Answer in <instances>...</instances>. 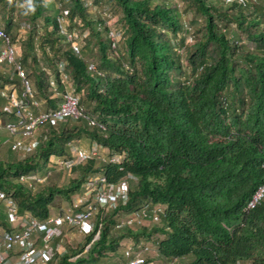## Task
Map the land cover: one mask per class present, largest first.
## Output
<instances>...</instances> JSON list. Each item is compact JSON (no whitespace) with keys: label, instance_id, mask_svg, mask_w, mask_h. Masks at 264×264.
Instances as JSON below:
<instances>
[{"label":"trees","instance_id":"16d2710c","mask_svg":"<svg viewBox=\"0 0 264 264\" xmlns=\"http://www.w3.org/2000/svg\"><path fill=\"white\" fill-rule=\"evenodd\" d=\"M13 1L0 0V9L6 20L3 30L16 43L8 32ZM187 1L203 17L204 33L185 46V60L173 40L183 24L170 0H31L27 6L30 22L39 17L50 22L40 34L27 32L21 42L19 61L36 87L34 99L40 106L36 97L43 98L45 110L58 106L54 97L63 96V86L58 81L62 91L51 89L47 76L58 78L59 61L64 60L76 91L82 92L78 119L89 127L47 124L32 152L14 162L0 160V189L14 198L21 213L44 219L57 195L72 201L95 174L106 175L111 183L135 179L127 203L101 209L84 242L69 248L57 264L95 261L117 252L126 239L146 241L170 264L187 256V264H264V198L246 208L264 182V5L260 0ZM51 4L59 5L54 18L46 12ZM59 12L69 28L78 30L80 20L88 32L79 55L69 46L62 49ZM112 13L119 27L106 21ZM220 23L235 24L254 46L242 44L239 32L231 38L227 25ZM90 39L98 46V64L82 54ZM119 42L123 52H118ZM89 63L100 73L89 71ZM13 81L19 84L14 73L1 72L2 83ZM39 106L35 113L44 111ZM0 113L6 121L15 116L5 109ZM82 135L108 148L109 154H120L121 162L87 159L71 168L79 174L64 185L36 189V184L28 187L19 181L52 155L70 157V141ZM145 203L164 206L160 226L114 227L119 210ZM99 225V238L93 239Z\"/></svg>","mask_w":264,"mask_h":264},{"label":"built area","instance_id":"2783aa9c","mask_svg":"<svg viewBox=\"0 0 264 264\" xmlns=\"http://www.w3.org/2000/svg\"><path fill=\"white\" fill-rule=\"evenodd\" d=\"M244 2V0H238ZM59 33L64 43L75 54L81 53L83 35H87L82 29L83 23L78 20V30L68 27V19L59 12ZM109 35L115 46L116 32L111 27ZM18 48L12 42L11 37L0 27V63L4 62L11 68L18 78V83L8 82L0 85V96L6 100L5 110L14 113L13 119L5 123L6 130L11 140V149L27 150L37 147L41 139L37 137V131L46 130L47 124L63 122L67 119L76 120L80 117L79 101L81 94L76 91L66 69V62L59 61L58 78L48 77L51 89H58L59 83L63 86V96L58 106L35 113L33 108L39 106L34 99L35 91L27 77L26 70L17 59ZM89 71L97 70L95 64L89 63ZM103 127V124H99ZM43 134V133H42ZM44 134L42 135L43 138ZM108 151L96 141L92 142V150L83 148L71 149V156L63 158L52 155L51 160L61 164L64 168H72L74 165L83 163L87 159L95 158L99 151ZM113 162L120 163L122 156L113 154ZM19 181L28 187H34L37 182H43L40 175L31 177L21 174ZM25 185V186H26ZM130 183L128 178H121L111 183L106 175L95 174L92 176L82 191L76 193L70 205L63 208L57 214H49L46 218H38L29 213H21L14 198L0 189V203L5 212V226L0 222V264H3L11 256L15 248H19L18 264H57L58 259L65 254L63 245V230L65 227L75 230L79 235L86 236L95 227L96 216L100 210L107 212L127 203L129 199ZM264 198V182L259 184L247 202L246 208H252ZM164 206L145 203L136 209H121L117 212L119 218L115 220V228L136 229L138 226L157 224L161 220ZM20 223V226H17ZM100 228L93 234V239L99 238ZM90 243L85 246V250ZM121 258L110 264H158V252L144 240L135 241L126 239L120 242ZM76 257V256H75ZM237 264H241L239 261Z\"/></svg>","mask_w":264,"mask_h":264},{"label":"rangeland","instance_id":"374dc122","mask_svg":"<svg viewBox=\"0 0 264 264\" xmlns=\"http://www.w3.org/2000/svg\"><path fill=\"white\" fill-rule=\"evenodd\" d=\"M62 1L64 4H68V0H60ZM87 1H94V0H87ZM31 2V0H14L13 1V8L11 10V26L8 29L9 34L16 40V45L18 48V53H17V59L20 60L21 59V42L25 36V34L27 32H29L30 30H35L34 32L36 34H40L45 26H50V22L48 24L44 23L43 18L39 17L36 19L35 22H30L28 17H27V13L29 8L27 7L29 5V3ZM171 4L173 7H175V10L179 16L180 22L181 24H183V28L180 30V34L176 36V38H173L174 42H177V44L179 46H177L178 48H180V50H182L183 53V59L185 60V46H189L191 44H193L194 42H196L197 40H199L201 38V36L204 33V19L202 16L194 13V9L190 6V4L188 3L187 0H170ZM261 5H264V0H260ZM51 9L47 10L46 12L49 14V16L54 18V15L57 14L58 12V7L59 5L55 6L54 4H51ZM101 5V4H100ZM91 9V8H90ZM2 12L3 9H0V27L1 28H5V19L2 16ZM113 15L109 18L106 19L107 22H111L110 26H117L119 27L118 23L115 21L114 19V13H112ZM261 14H263L264 16V11H261ZM27 21H29V26H23V24H25V22L27 23ZM69 23V22H68ZM227 25V26H226ZM220 26H226V31L225 33L227 35H229L231 38H233V36H231V33H238L241 35L240 37V42H242V44L253 47L254 43L252 41H249L246 39L245 35L239 30H236V25L235 24H221ZM50 28V27H49ZM85 33L86 30H83ZM84 36V35H83ZM87 38L84 37V40ZM90 41V42H89ZM93 39L87 40L85 46L83 47V51L82 54L89 60L94 62L95 64H98V46L93 44ZM64 42V41H63ZM62 49L67 48V43H62L61 44ZM118 52H123L124 51V47L122 45L121 42H119L118 45ZM36 54L37 56H40L41 52L39 49L36 50ZM40 61H44V59L42 58V54L40 56ZM43 66H45V64H42ZM46 68L50 71L53 72V67L50 65H47ZM185 72H189L190 71V66L188 64L185 63ZM1 72L4 73V75L11 73V68L9 65H7L6 63L2 62L0 63V81H1ZM28 72V70H27ZM32 77V76H30ZM29 77V78H30ZM47 77H51V75L47 76ZM52 77H55V74L52 75ZM33 78V77H32ZM32 78H30L32 80ZM44 78V77H43ZM73 84V82H72ZM32 87L33 89L36 90V87L34 85V82H32ZM75 87V85H74ZM57 90H61L62 91V87H59ZM78 92V91H77ZM80 94H82V92L79 91ZM37 99L40 100V106L38 108V110H45L46 109V102L43 98H41L40 96L37 95L36 97ZM54 98H57V101H60L62 99L55 96ZM8 119V117L2 113H0V138H4L7 137L6 135V128H5V123L6 120ZM66 124L69 127H72L74 125H81L84 126L86 128L89 127V124L86 120L83 119H76V120H72V119H67L61 123H59V125L57 127H60L62 125ZM44 134V131H43ZM42 130L40 135L38 136L39 139H42ZM69 149L71 151V149L75 150L77 148H83L86 149L88 151L92 150V142L90 140V138L87 135H82L78 138H74L73 140L70 141V145H69ZM7 144L2 143L0 145V160H8L10 162H14L16 160L19 159V155L18 153H21V150L19 151H11V154L9 156V151L7 148ZM99 155L96 158L97 163H103L104 161H108L111 159L112 154H109V151H107L106 149L104 151H99L98 152ZM62 157V156H61ZM79 173L75 170H72L71 168H64L61 164L50 160L47 162H42L40 167L37 169V171L33 172L30 174L31 177H34L36 175H40L44 178V181L41 182H37L36 183V189H42L43 186L45 185H64L68 182V180L73 177L78 175ZM130 185H134L135 183V179L133 177H128ZM26 185V184H25ZM27 186V185H26ZM71 200H67L65 197H62L60 195H57L53 202L50 205V209H51V213L52 214H57L59 211H61L63 208L67 207L68 205L71 204ZM156 225H161V222L159 224ZM65 227L63 230V239H64V243L63 245L66 248V252L69 251L70 249H77L80 247V245L84 242L85 237H81L79 234H77L75 232V230L71 229V228H67ZM148 240L151 241V238H149ZM121 258V254L120 251L118 249L117 252L115 253H108L106 257L103 258H96L95 261H91V262H86L84 264H110L111 262L117 261ZM191 260V258L189 256L187 257H182L180 259H178L174 264H187L189 261ZM158 264H162L161 259L158 258Z\"/></svg>","mask_w":264,"mask_h":264},{"label":"crops","instance_id":"0c3cea01","mask_svg":"<svg viewBox=\"0 0 264 264\" xmlns=\"http://www.w3.org/2000/svg\"><path fill=\"white\" fill-rule=\"evenodd\" d=\"M2 84H4V83H2L1 81H0V85H2ZM5 106H6V100L4 99V98H2L1 96H0V109H5ZM7 122V121H6ZM6 135H8V132H6ZM37 137L40 135V131L38 130L37 131ZM7 138H8V136L7 137H4V138H0V145L2 144V143H4V144H7V148H8V151H9V156H10V154H11V151H13L12 149H11V140H12V138H10V140H8V141H6L7 140ZM35 148H33V149H27V150H21V153H18V155H19V159H21V158H23L24 156H26V153L25 152H28V153H30V152H32L33 150H34ZM17 151H19V150H17ZM8 161V160H7ZM50 214H52L51 213V209H50ZM0 221H2L3 223H4V225L5 226H8V223L6 222V218H5V212H4V209H3V206H2V204L0 203ZM17 226H20V223L17 225ZM67 229V228H66ZM81 237H83L82 235H80ZM18 252H19V248H15L14 250H13V252H12V254H11V256L7 259V261L6 262H4L3 264H18ZM161 262H162V264H170V262H166V261H164V260H161Z\"/></svg>","mask_w":264,"mask_h":264},{"label":"clouds","instance_id":"9594fccd","mask_svg":"<svg viewBox=\"0 0 264 264\" xmlns=\"http://www.w3.org/2000/svg\"><path fill=\"white\" fill-rule=\"evenodd\" d=\"M60 101H61V100H60ZM60 101H59V102H60ZM59 102H58V103H59Z\"/></svg>","mask_w":264,"mask_h":264}]
</instances>
